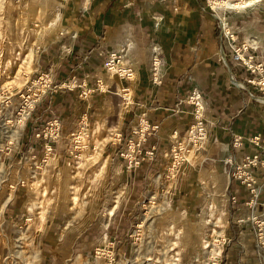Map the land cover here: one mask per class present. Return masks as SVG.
<instances>
[{
  "label": "crops",
  "instance_id": "1",
  "mask_svg": "<svg viewBox=\"0 0 264 264\" xmlns=\"http://www.w3.org/2000/svg\"><path fill=\"white\" fill-rule=\"evenodd\" d=\"M259 2L254 9L218 13V16L205 6L204 0L56 2L51 12L57 18L63 16L66 28L57 32L53 43L40 48L35 60L37 68L31 74L45 69L55 81L67 79L70 87L57 88L50 104L36 103L31 112L30 133L44 123L49 114L56 116L61 125L60 137L54 144L55 152L50 160L64 162L66 158L71 159L63 151V147L68 146L65 137L69 129L81 126L82 137L87 139L94 112L114 114L118 135L115 139H108L102 151L103 148L109 150L107 155L113 160L112 166L118 174L115 182L128 181L135 177L131 170L134 168L124 164L118 153L122 141L128 136V127L137 122L138 116L144 118L150 132L144 143L153 144L155 154L164 149L171 153V147L181 143L192 129L195 115L199 114L207 126L206 135L225 142L220 144L234 150L235 158L240 160L243 150L252 152L247 137L256 133L264 136V92L246 80L256 76L254 73L223 55L229 44V37L223 30L233 31L236 43L245 40L256 45L252 51L257 54L259 47L264 51V14H254L255 8L263 5ZM261 22L263 29L259 31L257 26ZM247 26L252 28L248 31ZM111 50L129 65L134 79L118 76L117 80H107V77L97 75L104 69L103 62ZM154 57L158 61L153 65ZM192 91L198 92L201 108L195 107L191 101ZM233 133L241 136L240 148L231 147ZM21 142L26 147L25 137ZM225 154V150L220 151L221 158ZM261 156L264 158V148ZM151 158L140 165L147 168L149 164L148 167L156 168L158 160L149 161ZM14 160L11 159L10 163L13 164ZM256 174L261 190L259 199L263 201L264 170ZM229 183L237 191V202L231 205L237 216L241 212L235 207L243 203L248 193L238 182ZM236 218L227 221L226 238L227 241L233 239L228 249L231 245L243 246L241 227L245 224ZM244 230L251 235L249 243L252 242V229L246 225ZM108 238H111L108 242H113L115 255L128 249L126 237L116 240L108 235ZM45 242L43 238L38 244L42 246ZM234 251L235 248L228 250L230 258L226 254L224 264H231V258L235 264L238 261L250 263V252L245 257L240 253L237 259L238 251L233 256ZM51 260L53 257L42 255L38 264H52Z\"/></svg>",
  "mask_w": 264,
  "mask_h": 264
},
{
  "label": "rangeland",
  "instance_id": "2",
  "mask_svg": "<svg viewBox=\"0 0 264 264\" xmlns=\"http://www.w3.org/2000/svg\"><path fill=\"white\" fill-rule=\"evenodd\" d=\"M58 1L62 2L45 0L41 4L35 0H0V85L22 86L37 68L35 60L40 48L53 43L57 32L66 28L63 16L55 21L56 16L51 12ZM259 1L263 5L255 8V15L264 14V0ZM64 6L68 8V4ZM257 27L262 31V22ZM251 28L247 26L248 31ZM6 54L13 55L9 68L2 64ZM120 61L119 65H126ZM106 70L101 69L97 75L107 77V80L118 79L111 70ZM126 78L134 79V72ZM113 115L94 112L91 133L87 139L79 135L80 144L84 145L79 162L50 160L52 165L43 173L42 183L36 179L43 172V165L33 168L34 159L29 154H25L19 165L10 163L14 158L1 155L0 264H38L42 255L53 257L52 264H104L103 253H95L94 248L101 245L99 241L107 244L111 239L108 235L116 240L126 237L129 245L108 264H211L212 258L215 264L219 257L220 264H224L225 255L229 257L234 248L238 251L237 259L240 253L245 257L250 252V263L247 264H264V248H253L245 226L241 227L243 246L231 245L228 249L233 240L226 238L229 219L234 216L245 218L247 214L239 212L236 216L237 212L232 211L226 200L227 185L222 187L225 179L228 182V167L222 163L220 155L223 146L220 143L225 142L208 135L202 140L184 137L179 166H173L172 153L159 150L148 159L158 160L156 168L148 167L149 164L147 168L139 165L131 169L134 178L115 182L118 174L112 166L113 160L107 155L109 150L103 148L102 151L108 139L118 135ZM211 171L215 172L218 185L214 191V198L219 203L217 208L223 207L225 216L223 214L222 220L216 222L202 223L198 215L202 210V216L207 217L204 203L213 185ZM146 175L149 178L146 179ZM73 183L77 187L75 204L69 199L74 195ZM42 184L49 196L42 201L43 207L39 194ZM64 185L70 188L65 203L61 200L62 193L56 197V187ZM12 209L15 214L11 213ZM43 238L46 242L39 246L38 242ZM203 241L209 245L203 247ZM210 245L216 250L220 248L219 255L211 253ZM231 259V264H235ZM237 264L241 263L238 261Z\"/></svg>",
  "mask_w": 264,
  "mask_h": 264
},
{
  "label": "built area",
  "instance_id": "3",
  "mask_svg": "<svg viewBox=\"0 0 264 264\" xmlns=\"http://www.w3.org/2000/svg\"><path fill=\"white\" fill-rule=\"evenodd\" d=\"M205 6L215 15L216 9L219 13H228L231 11H243L248 0H220L221 5L215 4L212 6L213 0H204ZM238 4L237 2H240ZM216 6V9H215ZM35 25V24H34ZM224 34L229 37L228 51L223 52L228 59L237 65H243L251 73L256 76H251L246 80L252 84H256L264 92V51L259 47V54L255 50L256 45H251L243 40L236 43L233 37V31L223 30ZM263 53V55H262ZM120 56L114 50L107 53V58L103 62V67L107 70L110 65L114 67L111 73L121 77H129L131 69L129 65H119ZM154 57L153 65L157 63ZM69 88L67 79L55 81L50 73L45 69H40L29 75L22 86H3L0 85V159L1 155L12 157L14 165H19L22 162L25 154H29L34 159L33 168H39L41 165L50 160V157L55 152L54 144L58 141L60 120L51 114L47 116L44 123L40 124L34 131L30 133L31 112L34 110L36 103L39 101L50 104L52 93L57 88ZM191 101L195 107L201 105L199 94L197 91H192L190 95ZM192 129L185 136L188 139L194 138L202 140L206 137V124H204L199 116L195 115L192 124ZM128 136L124 138L119 150V159L126 165L132 168L138 167L142 161L151 158L154 155V145L146 144V136L149 135L148 126L142 116H138L137 122L130 125ZM79 135L83 136L81 126L76 125L69 129L65 138L67 145L63 147V151L71 157L69 160L78 163L80 159V150L84 145L80 144ZM25 137L26 147H23L22 140ZM251 143L252 152L244 151L237 160L234 156V150L230 147H225L226 154L221 158L222 163L228 167V178L230 181H236L244 187L248 193L246 199L237 208L247 216H237L236 220L239 223L249 225L253 231V248H264V200L259 199L261 190L258 188L257 179L258 171L264 170V158L261 156V151L264 148V136L259 133L247 137ZM241 136L233 133L231 139V147L237 149L241 147ZM182 146L177 143L171 147L173 157V166H179L182 159ZM15 155V156H13ZM263 176V173L261 174ZM227 183L226 196L229 203L233 206L237 202V191L230 183ZM223 240V239H222ZM95 253H103L105 264H108L114 259L113 242L107 244L102 243L94 248ZM212 256V255H211ZM261 257V255H260ZM209 257H207L208 259ZM211 264H214L212 258ZM221 259L215 264H220Z\"/></svg>",
  "mask_w": 264,
  "mask_h": 264
},
{
  "label": "bare ground",
  "instance_id": "4",
  "mask_svg": "<svg viewBox=\"0 0 264 264\" xmlns=\"http://www.w3.org/2000/svg\"><path fill=\"white\" fill-rule=\"evenodd\" d=\"M44 1L45 0H35V2L36 3H41V4H43L44 3ZM259 2V0H248L247 1V5L243 8V11H245V10H248V9H252V8H254V6L257 4ZM238 4H240L241 3V1L240 2H237ZM215 4H217V5H221V4H223V2H221L220 0H213L212 1V6H214ZM215 9H216V6H215ZM218 10V9H217ZM53 15V14H52ZM218 16V15H217ZM58 18H57V16L55 17V21L57 20ZM12 34V33H11ZM6 37V36H5ZM18 44V43H17ZM16 45V44H15ZM18 48H19V46H17ZM0 51H1V43H0ZM15 52H16V50H15ZM12 54H13V52H12ZM4 56V55H3ZM13 56V55H12ZM12 56L11 55H9V54H6L5 55V58H4V60H3V62H2V64H3V66L5 67V68H9L10 67V65H11V63H12V60H13V58H12ZM20 56H21V53H20ZM24 56V55H23ZM14 57H15V55H14ZM14 62V61H13ZM110 67V69L111 70H113L114 69V67L113 66H109ZM5 68H4V70H5ZM2 71V70H1ZM5 72V71H4ZM96 128V127H95ZM94 135H96L95 133H94ZM98 140V139H97ZM225 147H226V145H223L222 146V150H225ZM221 150V151H222ZM95 155H97V154H95ZM50 165H52V164H50L49 163V161H47L46 163H44L43 164V167H42V170H43V172L37 177V179H36V181H38V182H43V180H44V175H43V173L45 172V170H46V168H47V166H50ZM208 171H209V169H208ZM210 173V176L213 178L212 179V188L210 189V195L207 197V199H206V202L204 203L205 204V207H207V212H205V213H207L206 215H207V217L205 218V217H203L202 216V214H201V212H202V210H201V212L199 213V215H198V219H199V221H202V223L203 222H207L208 220H211V221H213V222H216L217 220H222V216H223V214H224V209H223V207H221L220 209H218L217 207H218V204H217V202H216V200H215V198H214V191L216 190L215 188H217L218 187V185H217V182L215 181V172H213V171H211V172H209ZM96 179V178H95ZM94 179V180H95ZM211 179V178H210ZM90 180H91V178H90ZM204 181V180H203ZM96 182V181H95ZM206 182V181H205ZM37 183V182H36ZM40 183V184H41ZM223 183V182H222ZM227 180L225 179L224 180V183H223V186L222 187H225L226 185H227ZM70 184H72V183H70ZM89 184V183H88ZM91 184V183H90ZM43 185V184H42ZM204 185H206V184H204ZM93 187V186H92ZM72 193L74 194L73 196H68L69 194H68V192H69V190H70V188H69V185H64V187H62V186H57L56 187V197L58 198L59 197V195H60V193H62L63 194V196H62V198H61V200L65 203L67 200H68V197H69V199H70V201H71V203L72 204H75V191H76V189H77V187L75 186V184L73 183V185H72ZM40 191H39V194L41 195V203H40V205L43 207V200H47V199H49V196H48V193H47V188H46V186H41V189H39ZM221 191H223V190H221ZM84 192V191H83ZM219 199V198H218ZM223 199V198H222ZM218 201V200H217ZM226 201V200H225ZM48 202V201H47ZM48 204H49V202H48ZM82 204V203H81ZM221 206V205H220ZM203 209V208H202ZM81 210V209H80ZM79 211V210H78ZM239 212V211H238ZM41 213V212H40ZM224 216H225V214H224ZM213 217V218H212ZM224 220V219H223ZM212 225V224H211ZM220 226V225H219ZM222 227V226H221ZM213 230H215V229H213ZM216 231V230H215ZM202 244V246L204 247V246H207V245H209L208 243H205L204 241L203 242H201ZM205 243V244H204ZM209 247V246H208ZM210 251H211V253H214V255H219V252L221 251L220 250V248L218 249V250H216V249H213L212 247H211V245H210V247L208 248ZM209 253V252H208ZM202 255V254H201ZM206 257H207V255H206ZM196 260V259H195ZM201 261V260H200Z\"/></svg>",
  "mask_w": 264,
  "mask_h": 264
}]
</instances>
